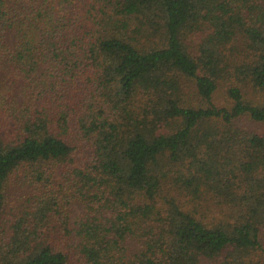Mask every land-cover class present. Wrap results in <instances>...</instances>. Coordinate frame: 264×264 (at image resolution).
Instances as JSON below:
<instances>
[{
    "label": "trees",
    "instance_id": "1",
    "mask_svg": "<svg viewBox=\"0 0 264 264\" xmlns=\"http://www.w3.org/2000/svg\"><path fill=\"white\" fill-rule=\"evenodd\" d=\"M0 264H264V0H0Z\"/></svg>",
    "mask_w": 264,
    "mask_h": 264
},
{
    "label": "rangeland",
    "instance_id": "2",
    "mask_svg": "<svg viewBox=\"0 0 264 264\" xmlns=\"http://www.w3.org/2000/svg\"><path fill=\"white\" fill-rule=\"evenodd\" d=\"M218 101H219V104H224L226 102V98L223 95V91H220L219 92V99H218ZM221 154L224 155L225 154V150H222L221 151ZM238 157L240 158V156H238ZM237 172H238L237 169H235V173H237Z\"/></svg>",
    "mask_w": 264,
    "mask_h": 264
}]
</instances>
